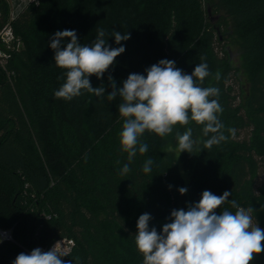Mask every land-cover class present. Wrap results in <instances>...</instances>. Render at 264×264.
Wrapping results in <instances>:
<instances>
[{
  "label": "trees",
  "instance_id": "trees-1",
  "mask_svg": "<svg viewBox=\"0 0 264 264\" xmlns=\"http://www.w3.org/2000/svg\"><path fill=\"white\" fill-rule=\"evenodd\" d=\"M9 22L16 38L9 48L0 42L7 52L0 60V230H11L13 239L0 236V264L62 236L75 241L62 257L65 264H142L135 244L139 216L150 214L149 228L159 233L172 210L187 211L205 190L232 192L229 200L252 206L254 223L264 229V0H38L14 19L0 0V30ZM98 29L105 30L108 46L125 48L102 78L89 77L105 93L55 98L66 70L55 65L54 34L74 30L79 43L90 45ZM114 30L130 38L118 45ZM231 36L247 75L246 93L221 42ZM162 59L175 61L185 74L208 64L210 75L200 86L219 88L210 99L223 108L218 118L228 139L205 148L213 134L205 137L203 125L193 121L165 137L146 131L140 143L148 151L139 153L138 144L129 163L119 140L122 101L108 99L109 77L122 87L129 74L146 76ZM189 127L198 143L178 157L176 133ZM149 158L152 170L145 174ZM125 163L131 170L122 175ZM225 209L236 211L225 202L216 212ZM251 264H264V252Z\"/></svg>",
  "mask_w": 264,
  "mask_h": 264
},
{
  "label": "clouds",
  "instance_id": "clouds-1",
  "mask_svg": "<svg viewBox=\"0 0 264 264\" xmlns=\"http://www.w3.org/2000/svg\"><path fill=\"white\" fill-rule=\"evenodd\" d=\"M96 39L90 45L78 42L74 30L57 31L50 44L55 50V65L65 69L66 82L54 92L55 98L72 100L82 95V90L100 97L105 93L104 86L92 87L89 77L98 79L114 64L125 48L110 47L105 40V30L98 29ZM116 44L126 41L130 34L113 31ZM67 40L62 47V41ZM201 61L205 57L200 58ZM147 75L131 73L117 85L111 77L113 90L108 99L117 96L119 115L124 118L119 140L122 151L127 153L129 163L138 151H148L146 143H140V137L146 132L165 137L173 132L174 126L188 125L190 121L203 125V135L208 137L205 148H212L228 139L224 134V124L218 118L223 108L218 99V87H201L204 79L210 75L208 64H197L191 74H185L177 68L175 61L162 59L145 70ZM220 72L214 79L219 81ZM199 81V83H197ZM228 132L234 137L235 129ZM192 128L176 138L180 152L192 153L198 141L193 140ZM119 163V161H118ZM129 163H125L121 174L130 172ZM153 160L149 158L143 164L142 171L147 174L152 170ZM184 195L187 188H179ZM232 192L225 191L215 195L209 190L203 191L198 203L190 204L187 211H171L170 223H165L158 233L155 227L149 228L151 215L144 213L137 221L135 244L143 256L142 264H251L255 255L264 252V229L253 220L252 206L241 207L236 200H229ZM225 202L231 204L235 213L225 209L217 214L216 209ZM68 256L61 242L48 251L33 249L30 254L20 253L13 264H65L62 257Z\"/></svg>",
  "mask_w": 264,
  "mask_h": 264
},
{
  "label": "built area",
  "instance_id": "built-area-1",
  "mask_svg": "<svg viewBox=\"0 0 264 264\" xmlns=\"http://www.w3.org/2000/svg\"><path fill=\"white\" fill-rule=\"evenodd\" d=\"M30 2H38V0H16V6L19 7V10L17 12H13L11 14V19H14V17L17 15V13L21 10H23ZM15 35L12 30L11 23H7L1 30H0V42L9 48L13 41L15 40ZM5 57H7V52L0 48V60H3ZM0 236L6 239H13L11 230H0ZM56 242H61L63 245L64 249L66 250L67 253H70L75 245V241L72 237L68 236H62L57 239H55L51 244L47 246H36L35 248H40L42 251H48L50 250ZM28 250L29 253L33 250Z\"/></svg>",
  "mask_w": 264,
  "mask_h": 264
},
{
  "label": "rangeland",
  "instance_id": "rangeland-1",
  "mask_svg": "<svg viewBox=\"0 0 264 264\" xmlns=\"http://www.w3.org/2000/svg\"><path fill=\"white\" fill-rule=\"evenodd\" d=\"M10 6L11 14L14 12H17L19 10V7L16 6V0H6ZM212 20L214 21L217 16L215 14L210 15ZM222 44L225 45V47L228 50V53L231 58V63L233 66L238 67L239 71L237 73V85L240 87L244 93L247 92L249 83L247 80V75L245 71L242 69V57L240 53L239 46L237 44V41L233 36H231L227 41L221 40ZM178 157L180 156L181 152L179 149H177ZM179 166L181 169V172L183 176L185 177L186 181H189V176L184 173L183 167H182V162L179 160Z\"/></svg>",
  "mask_w": 264,
  "mask_h": 264
}]
</instances>
